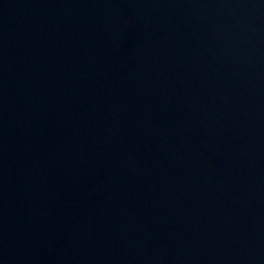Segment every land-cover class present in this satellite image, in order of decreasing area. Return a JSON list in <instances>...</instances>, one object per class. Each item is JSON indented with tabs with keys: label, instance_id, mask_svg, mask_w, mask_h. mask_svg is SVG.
Instances as JSON below:
<instances>
[{
	"label": "water",
	"instance_id": "95a60500",
	"mask_svg": "<svg viewBox=\"0 0 264 264\" xmlns=\"http://www.w3.org/2000/svg\"><path fill=\"white\" fill-rule=\"evenodd\" d=\"M0 264H264V0H0Z\"/></svg>",
	"mask_w": 264,
	"mask_h": 264
}]
</instances>
